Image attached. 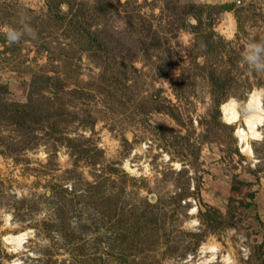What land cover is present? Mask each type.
<instances>
[{
	"label": "rangeland",
	"instance_id": "1",
	"mask_svg": "<svg viewBox=\"0 0 264 264\" xmlns=\"http://www.w3.org/2000/svg\"><path fill=\"white\" fill-rule=\"evenodd\" d=\"M60 1L0 0V264H201L208 243L212 264H264V123L242 152L220 112L246 116L254 92L264 109V71L242 60L264 45V0Z\"/></svg>",
	"mask_w": 264,
	"mask_h": 264
},
{
	"label": "bare ground",
	"instance_id": "2",
	"mask_svg": "<svg viewBox=\"0 0 264 264\" xmlns=\"http://www.w3.org/2000/svg\"><path fill=\"white\" fill-rule=\"evenodd\" d=\"M246 116H240L237 112V105L233 101L226 102L220 106V112L223 121L226 125L235 126L240 122L243 128H236V136L239 139L242 152H250L248 141H253L259 138V128L264 123V109L261 103L260 94L254 92L249 95L244 104ZM29 233H23L15 236H6L3 242L6 246L16 252L22 249L25 240ZM201 254H208L207 259H203L201 264H212L217 259L218 247L215 244L208 243L201 248ZM205 258V257H203ZM223 264H235L234 261L228 256H221Z\"/></svg>",
	"mask_w": 264,
	"mask_h": 264
},
{
	"label": "trees",
	"instance_id": "3",
	"mask_svg": "<svg viewBox=\"0 0 264 264\" xmlns=\"http://www.w3.org/2000/svg\"><path fill=\"white\" fill-rule=\"evenodd\" d=\"M62 3H67L68 5L71 4V2L69 0H63L60 1ZM51 6V5H50ZM222 9V8H221ZM229 9H231V7H223L222 10L224 11H228ZM188 14L193 16L195 19H197V27H195L194 29L198 30L195 34L197 36H202L204 33L202 31L199 32V29L201 27V22L199 18V14L200 12L197 11V9L195 10V8L190 7L188 9ZM74 19V17H73ZM68 30H70V32L74 33L75 35H78V41L81 42V44H83V48L85 50H92L93 48L98 49L101 47L100 43L97 41V37L95 36L94 33L90 32L87 29V26H85V24L78 23L77 21H70L69 22V27ZM212 33L208 34L207 36H203V39L205 40V46H211L213 44V38H212ZM208 80L210 83V88H211V95L214 98V103L215 106L217 107V105H219V101H220V97L224 94L225 91V86H226V80L219 78L218 76H215L213 73H210V75H208ZM5 92V89H3V87L0 86V105L4 102L2 101V96L3 93ZM11 105H9L10 107ZM8 111L10 113V115L14 118L15 116V121L16 122H33L35 121V119L37 118L36 116L32 117L31 114H33V110L31 108H29L26 105H13L10 108H8ZM39 118H37V122H39ZM70 150V156L72 157H76V158H80L82 154H85L86 151L80 150L78 149L77 151H75L74 147L68 148ZM240 186H244L243 183H240ZM248 206V205H246Z\"/></svg>",
	"mask_w": 264,
	"mask_h": 264
},
{
	"label": "clouds",
	"instance_id": "4",
	"mask_svg": "<svg viewBox=\"0 0 264 264\" xmlns=\"http://www.w3.org/2000/svg\"><path fill=\"white\" fill-rule=\"evenodd\" d=\"M5 32L10 43H15L19 39V33L7 26ZM242 60L253 70L264 71V45L250 42L242 55Z\"/></svg>",
	"mask_w": 264,
	"mask_h": 264
}]
</instances>
